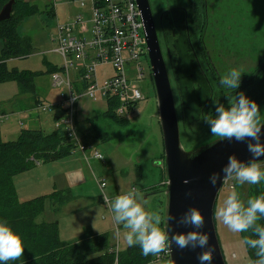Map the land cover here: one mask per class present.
I'll return each instance as SVG.
<instances>
[{
  "label": "rangeland",
  "instance_id": "obj_1",
  "mask_svg": "<svg viewBox=\"0 0 264 264\" xmlns=\"http://www.w3.org/2000/svg\"><path fill=\"white\" fill-rule=\"evenodd\" d=\"M151 1L154 11L158 13L160 0ZM214 2V5L208 8L210 18L207 27L209 26L211 31L214 27L223 26L225 30L222 37L225 43L222 46L217 43L216 47L222 48L223 52H246L252 58H247L249 65L245 68L256 65L254 59L264 54V0ZM32 3L39 6L38 13L28 16L19 27L23 36L33 40L32 53L26 57L10 59L9 66L43 73L36 76L34 91H24L15 80L0 83V113L7 112L5 114L8 115L1 122L4 140L16 139L21 128L34 127L31 123L34 120L29 115L39 118L44 116L45 120L47 115L51 116L59 109L43 110L39 107L41 103L53 104L60 100V92L53 86L51 74L46 72L48 63L57 66L63 64L62 56L54 50L57 44L51 36L57 30L58 21L71 20L79 8L71 0H32ZM214 23L216 25H212ZM217 38L219 40L221 36L218 35ZM143 60L149 65L147 56H144ZM138 84L144 99L137 102L125 123L117 122L109 116L91 114L96 103L105 109V100L94 101L84 95L78 101L80 133L85 139V133L91 130L103 133L102 136L91 139L103 152L105 161L94 157L86 159L82 152L75 150L65 159L37 163L31 170L14 176L21 200L48 195L45 211L38 221H58L59 236L62 240L76 242L89 232H108L111 242L115 245L119 243L120 249H123L127 246L128 230L115 221L114 214L105 201L106 196L113 199L134 186L142 197L140 202L148 210L158 211L162 220L164 218V190L167 186L164 138L150 70L146 78ZM75 90L81 94V88ZM192 93L189 95L193 99ZM33 104H36L34 108ZM55 122V119H51L44 122V127H39L48 131L55 127ZM93 123L96 124V129L92 126ZM39 127L34 129H40ZM215 138L207 126L198 131H182V144L187 151L208 144ZM258 163L264 165V160ZM103 179L107 182L105 193L98 184V180ZM227 183H224L220 191L216 210L233 191L238 192L245 203L249 198L264 195V181L255 185H240L234 179L228 178ZM233 184L234 188H231L230 185ZM54 192L67 193L62 205L54 196ZM216 210L217 231L227 264H255L250 247L244 243V238L249 235L251 229L243 233L231 231L222 219L216 217ZM163 264L170 263L167 261Z\"/></svg>",
  "mask_w": 264,
  "mask_h": 264
},
{
  "label": "trees",
  "instance_id": "obj_2",
  "mask_svg": "<svg viewBox=\"0 0 264 264\" xmlns=\"http://www.w3.org/2000/svg\"><path fill=\"white\" fill-rule=\"evenodd\" d=\"M9 1L0 0V11ZM38 11L39 6L33 4L32 0H15L11 17L0 20V83L15 80L24 91L35 90V78L43 72L10 67L9 60L32 53L33 40L23 36L19 27L28 16ZM47 67L46 72L50 74L60 70L59 66L52 63H48ZM256 72V76L245 87L247 91L243 93L257 101L262 109L261 121H264V66ZM236 97L228 95L226 107L235 103ZM117 104L116 100L110 99L103 115L125 123L128 117H118L114 112ZM102 135L99 132L97 137ZM74 151V144L63 130L22 128L16 139L4 140L0 123V219H6L19 231L26 245L23 257L10 264H115L116 252L111 251L115 244L111 242L108 232H89L76 242L62 240L58 221H38L45 211L48 195L27 200L19 198L15 175L31 170L37 163L65 159ZM54 196L62 205L67 193L54 192ZM260 221L259 225L264 226V217ZM161 227L164 228L163 220ZM247 237L258 238L253 229ZM251 251L257 259L255 249ZM118 255V264H149L154 257L152 254L144 256L139 246L128 245L120 249Z\"/></svg>",
  "mask_w": 264,
  "mask_h": 264
},
{
  "label": "built area",
  "instance_id": "obj_3",
  "mask_svg": "<svg viewBox=\"0 0 264 264\" xmlns=\"http://www.w3.org/2000/svg\"><path fill=\"white\" fill-rule=\"evenodd\" d=\"M79 11L69 21L59 20L51 36L54 49L63 58L60 70L54 71L52 83L60 92L59 102L41 103L43 110L59 108L55 129L65 132L86 159L94 157L105 161L103 152L84 139L77 124V105L82 96L94 101L110 99L118 102L115 114L129 117L137 102L144 99L139 82L146 78L150 66L147 56L144 23L136 0H71ZM81 88L78 94L75 89ZM74 95L77 99H73ZM8 115L0 113V123ZM75 132L76 136H73ZM228 178L224 183H227ZM104 189L107 182L98 180ZM228 184V183H227ZM234 188V184L230 185ZM137 189L135 186L133 187ZM106 196V195H105ZM107 199H109L106 196ZM111 200V199H109ZM119 260V243L111 251ZM171 258L170 248L155 254L149 264H163Z\"/></svg>",
  "mask_w": 264,
  "mask_h": 264
},
{
  "label": "clouds",
  "instance_id": "obj_4",
  "mask_svg": "<svg viewBox=\"0 0 264 264\" xmlns=\"http://www.w3.org/2000/svg\"><path fill=\"white\" fill-rule=\"evenodd\" d=\"M245 72L239 67H232L222 74L220 84L227 92L240 88ZM73 99H77L74 95ZM215 116L201 115V119L209 125L213 136L247 141V150L252 154L251 160H242L235 154L230 155L228 162L220 172L209 176V183L215 185L223 177L234 179L238 184L255 185L264 181V165L258 163L264 157V123L261 122V107L256 100L243 92L237 91L235 103L228 107L214 99ZM75 137V132L73 133ZM140 192L132 188L126 193L115 196L109 204L118 224L127 229L126 243L129 247L139 246L144 256L155 255L166 251L170 245L183 250L204 249L197 256L199 264H213V249L209 245L210 236L204 231L205 217L198 208H190L176 218L179 225L192 226V230L183 234H170L161 227L162 217L158 211L148 210L140 202ZM216 217L236 233L254 230L258 238L245 237L244 243L255 249V264H264V226L257 221L264 217V195L241 200L240 194L231 192L223 205L216 210ZM95 227V225H94ZM25 241L22 234L6 220L0 219V264H10L23 257Z\"/></svg>",
  "mask_w": 264,
  "mask_h": 264
},
{
  "label": "water",
  "instance_id": "obj_5",
  "mask_svg": "<svg viewBox=\"0 0 264 264\" xmlns=\"http://www.w3.org/2000/svg\"><path fill=\"white\" fill-rule=\"evenodd\" d=\"M136 1L144 23L147 58L156 90L159 121L164 138V165L167 176V186L164 190L166 194L164 229L173 235L192 230V226L177 224L176 218L190 208H198L205 217L204 231L210 236L209 245L213 249V264H227L215 218L218 197L227 178L223 177L221 172V180L213 187L209 183V176L213 172H220L230 155L235 154L247 161L251 160L252 154L247 150V141L240 143L219 137L190 151L184 148L177 100L152 1ZM14 3L15 0H10L3 6L0 20L11 17ZM261 160H264V157H261ZM169 248L171 264H199L197 256L204 250L200 248L193 250L190 247L181 250L175 243Z\"/></svg>",
  "mask_w": 264,
  "mask_h": 264
},
{
  "label": "flooded vegetation",
  "instance_id": "obj_6",
  "mask_svg": "<svg viewBox=\"0 0 264 264\" xmlns=\"http://www.w3.org/2000/svg\"><path fill=\"white\" fill-rule=\"evenodd\" d=\"M214 3V0L211 3L209 0H160V10L155 12L177 100L181 128L186 133L198 131L204 126L209 127L200 117L202 114L215 116L214 99L226 107L227 96H237V91L246 92L248 81L264 66V54L254 59L256 65L245 68L249 65L247 58L251 57L250 54L243 51L223 52L222 48L216 47L217 43L220 46L225 43L222 40L225 30L219 25L211 31L207 27L210 18L208 8ZM218 35L221 36L219 40ZM232 67L241 68L245 74L237 91L226 92L220 79ZM150 79L153 81L151 71ZM191 92L194 93L193 99L189 95ZM260 222L257 221L258 224ZM252 256L255 259L253 253Z\"/></svg>",
  "mask_w": 264,
  "mask_h": 264
},
{
  "label": "crops",
  "instance_id": "obj_7",
  "mask_svg": "<svg viewBox=\"0 0 264 264\" xmlns=\"http://www.w3.org/2000/svg\"><path fill=\"white\" fill-rule=\"evenodd\" d=\"M57 98H58V96H57ZM38 100L39 101H43L41 98H38ZM101 101V100H100ZM106 102V101H105ZM36 105V104H35ZM34 104H33V106H32V108H34V106H35ZM96 106H95V109L93 110V111H91V114L92 115H96V116H98V115H103V112L107 109V107H108V104H107V102H106V108L105 109H102V108H100L99 107V104H95ZM4 112V111H3ZM20 112H23V111H20ZM4 113H7V112H4ZM61 113V110L60 109H57V110H55L53 113H52V115L51 116H49V115H47V117H46V119L45 120H43V117L41 118H39V117H36L35 115L32 117V115H29V117L30 118H32L34 121H31V123L32 124H34L33 126L34 127H44V122H46V121H49V120H51V119H56L57 118V115L58 114H60ZM32 119H30V120H32ZM78 119H79V111H78V106H77V124H78ZM35 124H37L36 126H35ZM92 126L96 129L97 128V126H95V123H93L92 124ZM34 127H26V128H34ZM39 127V128H40ZM78 128H79V125H78ZM22 129V128H21ZM40 129H43V128H40ZM52 130H55V127L54 128H51L50 130H48V131H52ZM79 131H80V128H79ZM19 133H20V131H19ZM19 133H18V135H19ZM99 134V131H92L91 130V132H89V133H85V136H86V140H88V141H92V139L91 138H93V137H95V139L96 138H98L97 137V135ZM17 135V136H18ZM85 139V138H84ZM98 233V232H97ZM101 233H103V232H101Z\"/></svg>",
  "mask_w": 264,
  "mask_h": 264
}]
</instances>
